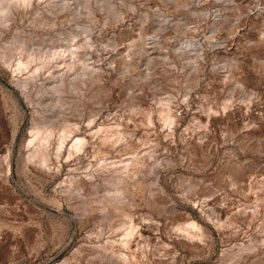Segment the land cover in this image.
<instances>
[{"label":"rangeland","instance_id":"obj_1","mask_svg":"<svg viewBox=\"0 0 264 264\" xmlns=\"http://www.w3.org/2000/svg\"><path fill=\"white\" fill-rule=\"evenodd\" d=\"M0 264H264V0H0Z\"/></svg>","mask_w":264,"mask_h":264}]
</instances>
